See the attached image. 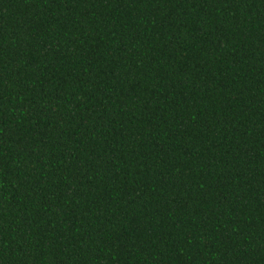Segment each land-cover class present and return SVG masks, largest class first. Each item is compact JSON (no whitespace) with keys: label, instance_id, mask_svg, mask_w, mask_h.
Masks as SVG:
<instances>
[{"label":"trees","instance_id":"1","mask_svg":"<svg viewBox=\"0 0 264 264\" xmlns=\"http://www.w3.org/2000/svg\"><path fill=\"white\" fill-rule=\"evenodd\" d=\"M0 264H264V0H0Z\"/></svg>","mask_w":264,"mask_h":264}]
</instances>
